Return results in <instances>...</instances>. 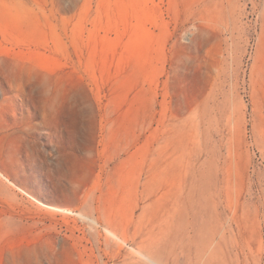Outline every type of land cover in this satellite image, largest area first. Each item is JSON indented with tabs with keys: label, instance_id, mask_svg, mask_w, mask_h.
<instances>
[{
	"label": "rangeland",
	"instance_id": "374dc122",
	"mask_svg": "<svg viewBox=\"0 0 264 264\" xmlns=\"http://www.w3.org/2000/svg\"><path fill=\"white\" fill-rule=\"evenodd\" d=\"M0 264H264V0H0Z\"/></svg>",
	"mask_w": 264,
	"mask_h": 264
},
{
	"label": "bare ground",
	"instance_id": "6f19581e",
	"mask_svg": "<svg viewBox=\"0 0 264 264\" xmlns=\"http://www.w3.org/2000/svg\"><path fill=\"white\" fill-rule=\"evenodd\" d=\"M56 208V207H55Z\"/></svg>",
	"mask_w": 264,
	"mask_h": 264
}]
</instances>
